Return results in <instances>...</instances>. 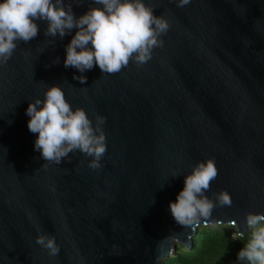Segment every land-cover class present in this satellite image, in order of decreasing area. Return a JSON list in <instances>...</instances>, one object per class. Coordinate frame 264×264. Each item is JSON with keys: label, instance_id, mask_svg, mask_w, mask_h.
Wrapping results in <instances>:
<instances>
[{"label": "water", "instance_id": "1", "mask_svg": "<svg viewBox=\"0 0 264 264\" xmlns=\"http://www.w3.org/2000/svg\"><path fill=\"white\" fill-rule=\"evenodd\" d=\"M69 2L77 19L103 7ZM177 2L145 0L170 27L142 66L66 68L78 29L47 37L44 20L0 64V264H162L197 233L175 221L170 203L209 158L219 174L204 195L228 191L233 203L217 204L200 225L244 234L247 214L264 213V0ZM55 85L93 124L106 118L99 169L79 150L56 164L35 149L26 110ZM41 233L55 236L58 255L36 243Z\"/></svg>", "mask_w": 264, "mask_h": 264}, {"label": "clouds", "instance_id": "2", "mask_svg": "<svg viewBox=\"0 0 264 264\" xmlns=\"http://www.w3.org/2000/svg\"><path fill=\"white\" fill-rule=\"evenodd\" d=\"M94 3L103 7L91 8L77 19L71 2L65 6V0H0V64L8 62L18 41L27 43L38 35L37 20L48 22L47 37L63 38L72 29H78L66 47L64 66L81 73L98 65L103 73L115 74L132 60L142 66L152 58L154 48L163 46L161 37L169 30V22L155 15L145 0H94ZM188 3L190 0H178L177 6ZM54 63H59V57ZM73 78L81 83L87 79L82 75ZM26 114L31 117L29 131L39 134L35 149L41 151L48 163L60 164L65 158L70 161L69 153L79 150L93 157L90 168L102 166L101 159L107 151L103 130L106 118L97 114L93 124L83 107L73 111L61 86L47 88L44 99L33 100ZM218 174L214 159L202 160L194 166L177 200L170 203L171 214L178 224L195 229L201 220L207 222L217 204L232 205L228 191L216 193L215 200L204 195ZM246 220L252 229V239L239 252L238 259L248 264H264V226L257 227L264 224V213L250 212ZM242 236L239 232V236L233 234V239ZM36 243L48 250L49 256L54 257L60 251L55 236L41 233Z\"/></svg>", "mask_w": 264, "mask_h": 264}, {"label": "trees", "instance_id": "3", "mask_svg": "<svg viewBox=\"0 0 264 264\" xmlns=\"http://www.w3.org/2000/svg\"><path fill=\"white\" fill-rule=\"evenodd\" d=\"M264 226V224L257 227ZM192 237V244L187 247L178 243L174 253L162 264H248L238 259L239 252L252 239V229L248 227L243 236H239L232 224L214 223L199 225Z\"/></svg>", "mask_w": 264, "mask_h": 264}]
</instances>
